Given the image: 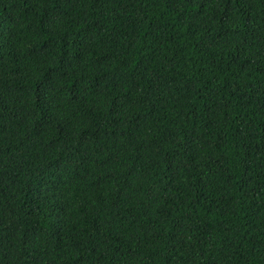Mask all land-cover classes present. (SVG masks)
<instances>
[{"label":"trees","instance_id":"obj_1","mask_svg":"<svg viewBox=\"0 0 264 264\" xmlns=\"http://www.w3.org/2000/svg\"><path fill=\"white\" fill-rule=\"evenodd\" d=\"M0 264H264V0H0Z\"/></svg>","mask_w":264,"mask_h":264}]
</instances>
